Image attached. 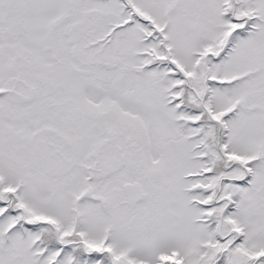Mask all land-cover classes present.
<instances>
[{"label":"snow or ice","instance_id":"obj_1","mask_svg":"<svg viewBox=\"0 0 264 264\" xmlns=\"http://www.w3.org/2000/svg\"><path fill=\"white\" fill-rule=\"evenodd\" d=\"M0 264H264V0H0Z\"/></svg>","mask_w":264,"mask_h":264}]
</instances>
